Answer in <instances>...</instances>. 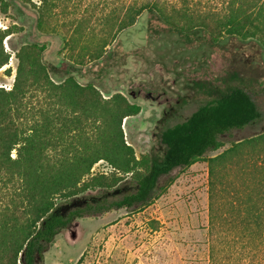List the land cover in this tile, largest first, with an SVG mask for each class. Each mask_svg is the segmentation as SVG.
Here are the masks:
<instances>
[{
  "label": "trees",
  "instance_id": "1",
  "mask_svg": "<svg viewBox=\"0 0 264 264\" xmlns=\"http://www.w3.org/2000/svg\"><path fill=\"white\" fill-rule=\"evenodd\" d=\"M228 5L224 18L213 19L184 5L169 10L158 0L123 2L104 18L103 35L91 50L84 45L74 54L76 41L70 39V63L99 61L144 12L153 34L207 32L215 42L226 35L264 45V0ZM42 21L39 17V28ZM8 35L0 31V69L10 57L3 46ZM43 52L36 44L23 46L16 53L12 88H0V264H36L55 236L77 219L150 205L163 177L218 150L221 136L261 117L246 90L231 88L164 129L162 157L137 160L121 126L140 108L121 94L104 99L73 76L55 83L50 72L59 70L43 63ZM99 161L115 173L93 176ZM129 174L135 191L109 200V191L116 192ZM208 201L209 264H264V132L208 160Z\"/></svg>",
  "mask_w": 264,
  "mask_h": 264
},
{
  "label": "rangeland",
  "instance_id": "2",
  "mask_svg": "<svg viewBox=\"0 0 264 264\" xmlns=\"http://www.w3.org/2000/svg\"><path fill=\"white\" fill-rule=\"evenodd\" d=\"M134 1L145 0H0V31L9 32L3 46L10 55L0 69V88L13 86L17 52L26 45L42 46L43 63L59 70L50 72L55 83L73 76L104 99L121 94L140 108L121 126L137 160L162 157L160 133L231 88L246 90L261 117L221 136L218 150L163 177L150 205L75 220L55 236L36 264H209L208 160L264 132V45L257 40L222 35L215 42L207 32L184 36L165 29L153 34L144 12L106 47L100 62L71 65L70 39L76 41L74 54L84 45L91 50L103 35L104 18L123 2ZM158 1L169 10L184 5L216 19L228 14L230 0ZM114 173L104 161L91 170L93 176ZM116 187L109 200L133 193L136 185L129 174Z\"/></svg>",
  "mask_w": 264,
  "mask_h": 264
}]
</instances>
